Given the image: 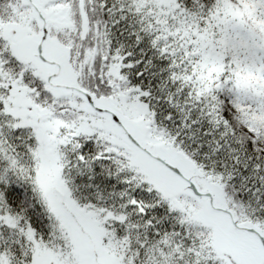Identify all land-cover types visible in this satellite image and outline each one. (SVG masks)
Masks as SVG:
<instances>
[{"label": "snow or ice", "instance_id": "6c2138e0", "mask_svg": "<svg viewBox=\"0 0 264 264\" xmlns=\"http://www.w3.org/2000/svg\"><path fill=\"white\" fill-rule=\"evenodd\" d=\"M0 264H264V0H0Z\"/></svg>", "mask_w": 264, "mask_h": 264}]
</instances>
